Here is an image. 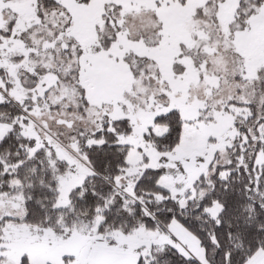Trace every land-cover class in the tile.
Wrapping results in <instances>:
<instances>
[{
    "label": "snow or ice",
    "instance_id": "1",
    "mask_svg": "<svg viewBox=\"0 0 264 264\" xmlns=\"http://www.w3.org/2000/svg\"><path fill=\"white\" fill-rule=\"evenodd\" d=\"M0 264H264V0H0Z\"/></svg>",
    "mask_w": 264,
    "mask_h": 264
}]
</instances>
